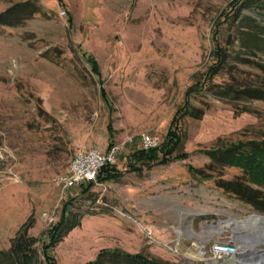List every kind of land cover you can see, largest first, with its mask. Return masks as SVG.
Segmentation results:
<instances>
[{"label": "rangeland", "instance_id": "obj_1", "mask_svg": "<svg viewBox=\"0 0 264 264\" xmlns=\"http://www.w3.org/2000/svg\"><path fill=\"white\" fill-rule=\"evenodd\" d=\"M21 1L0 0V13ZM39 2L44 15L22 27L0 26V251L19 245L21 264H52L47 246L53 264H97L102 252L113 251L160 264L258 263L264 242L247 246L241 239L254 226L234 225L264 213L219 182L240 180L264 196V160L213 169L207 152L264 143V101L232 102L198 90L188 101L199 117L180 108L197 80L225 87L264 82V13L246 12L257 20L256 38L233 34L224 21L237 0ZM217 49L230 57L222 68ZM177 114L186 156L154 165L133 159L143 150L142 134L164 144ZM129 138L113 165L120 179L69 192L55 184L79 145L107 151ZM70 211L81 221L62 236ZM227 241L241 257L213 254Z\"/></svg>", "mask_w": 264, "mask_h": 264}, {"label": "trees", "instance_id": "obj_2", "mask_svg": "<svg viewBox=\"0 0 264 264\" xmlns=\"http://www.w3.org/2000/svg\"><path fill=\"white\" fill-rule=\"evenodd\" d=\"M248 11H257L260 14L264 13V0H237L234 3L233 8L226 13V18L224 21L229 23L230 31L234 34L237 30L241 34L250 33L253 37H256L257 28L259 27L257 24V20L250 15H246ZM36 14H45L43 5L40 4L39 0H27L21 1V3L11 4L7 8L6 11L0 13V26L2 27H22L29 20H32ZM221 25V24H220ZM220 25L217 26L215 30L216 38L221 33ZM248 35V34H247ZM258 37V36H257ZM256 37V38H257ZM251 39V38H250ZM249 41V40H248ZM247 41V42H248ZM255 41V39L253 40ZM253 42L249 41V45L247 44V48L252 45ZM221 54L216 55L218 57L219 68L226 66L229 61V56L223 50L217 49ZM87 57L88 63L91 65V72L95 74L100 80V73L98 71V66L95 60L91 56L85 52L84 54ZM49 60L52 59V56L46 54ZM218 68V69H219ZM264 68V67H262ZM215 71V70H214ZM213 73V70L211 69ZM209 75V74H208ZM195 87H201L195 90ZM211 92L214 97L217 99H229L232 102L238 101H251L258 100L264 101V82L260 86H220L215 83H204L197 80L193 87L186 93V102L180 110H183L187 116L192 118L199 117L200 110L193 108L190 106L188 97L193 92ZM107 98V96L104 95ZM179 110V111H180ZM174 118L171 124V130L169 131L167 138L159 148H153V150H139L135 151L132 154L133 159H137V162H144L145 160L153 162L154 164H161L165 160L170 159V156L175 155L178 158L185 157L186 154L182 153V137L178 135V125L181 122V116ZM110 130V127H109ZM112 132V130H111ZM111 144L110 146H112ZM207 155L212 159L209 167L213 169H218L220 167H224L230 164L250 163L249 167H256V161L264 160V143L261 142H251V143H243L239 142L238 144H232L224 147H215L207 152ZM254 162V163H253ZM253 164V165H252ZM106 166L100 171V175L97 181L111 182L112 180H118L123 176L121 172H117L115 166ZM134 169V168H133ZM133 169H130L131 171ZM201 172L202 170H198ZM202 173V172H201ZM105 174V177L103 175ZM94 183H90L89 185H93ZM220 186L226 190L227 192L232 193L239 200L245 202L250 205L253 209L264 213V196L260 192L259 189L252 187L249 183L243 181H225L223 183L219 182ZM70 220H67L63 217L64 224L61 227L63 235H67L70 232V229L80 223V216H77L70 211ZM21 238V237H20ZM60 240L59 237H56L55 244ZM20 248L19 245H16V252L12 253L1 252L0 251V264H21V261L18 259L19 252L17 249ZM51 246H47L45 249V253L47 256L55 262V259L51 258L49 254ZM99 260L97 264H160L159 262L152 261L147 259L144 256H132L126 255L118 251L110 252H102L99 255ZM50 262L53 264V262ZM106 262V263H105Z\"/></svg>", "mask_w": 264, "mask_h": 264}, {"label": "built area", "instance_id": "obj_3", "mask_svg": "<svg viewBox=\"0 0 264 264\" xmlns=\"http://www.w3.org/2000/svg\"><path fill=\"white\" fill-rule=\"evenodd\" d=\"M133 139H127L124 144H113L107 151L90 149L78 146L72 158V162L66 173L60 174L55 179V184L63 191L83 186L85 183H96L100 171L118 162V156L125 150V145L131 144ZM144 150L159 148L163 143L157 136L142 134L140 138ZM213 254L220 259H235L241 257L239 247L233 241L219 242L213 247Z\"/></svg>", "mask_w": 264, "mask_h": 264}, {"label": "bare ground", "instance_id": "obj_4", "mask_svg": "<svg viewBox=\"0 0 264 264\" xmlns=\"http://www.w3.org/2000/svg\"><path fill=\"white\" fill-rule=\"evenodd\" d=\"M254 220L255 221H260L264 225V216H256V217L252 218L249 221L243 222L240 225H238V224L234 225L233 224L234 226H236L235 229H237V230H241V229H247L248 230V229H250L249 228L250 225L254 226V228L252 230L253 232H252L251 235L241 237V239L244 241V243L247 246H251L252 244H255V243H258V242H264V226H262V227L261 226L260 227L259 226H255V224L257 222L255 223ZM257 255H258V259H256V260H258L259 262L256 263V264H262V262H260V261L263 260V258H264L263 253L262 252H257ZM242 257H245V256H242Z\"/></svg>", "mask_w": 264, "mask_h": 264}, {"label": "water", "instance_id": "obj_5", "mask_svg": "<svg viewBox=\"0 0 264 264\" xmlns=\"http://www.w3.org/2000/svg\"><path fill=\"white\" fill-rule=\"evenodd\" d=\"M260 252H262L263 253V255H264V251H260ZM260 262H262V264L264 263V259L263 260H261Z\"/></svg>", "mask_w": 264, "mask_h": 264}]
</instances>
